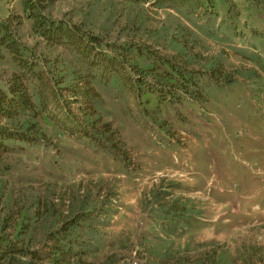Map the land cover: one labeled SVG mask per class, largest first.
<instances>
[{
	"label": "rangeland",
	"instance_id": "rangeland-1",
	"mask_svg": "<svg viewBox=\"0 0 264 264\" xmlns=\"http://www.w3.org/2000/svg\"><path fill=\"white\" fill-rule=\"evenodd\" d=\"M0 264H264V0H0Z\"/></svg>",
	"mask_w": 264,
	"mask_h": 264
},
{
	"label": "trees",
	"instance_id": "trees-1",
	"mask_svg": "<svg viewBox=\"0 0 264 264\" xmlns=\"http://www.w3.org/2000/svg\"><path fill=\"white\" fill-rule=\"evenodd\" d=\"M166 210H167V212H166L167 222H171L173 220V218L176 216V212H174L173 214H171L169 208H167Z\"/></svg>",
	"mask_w": 264,
	"mask_h": 264
}]
</instances>
